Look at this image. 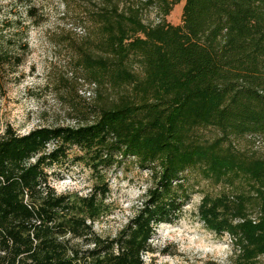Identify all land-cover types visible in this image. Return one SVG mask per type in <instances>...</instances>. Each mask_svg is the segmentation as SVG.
Wrapping results in <instances>:
<instances>
[{
    "label": "trees",
    "instance_id": "1",
    "mask_svg": "<svg viewBox=\"0 0 264 264\" xmlns=\"http://www.w3.org/2000/svg\"><path fill=\"white\" fill-rule=\"evenodd\" d=\"M95 1L76 65L99 87V104L74 127L0 136V264H145L157 226L178 221L191 197L190 173L231 190L198 206L206 228L232 239L229 263L259 264L264 0ZM182 1V24L167 23ZM149 8L156 23L144 22ZM70 154L91 172L88 194L48 183L46 167ZM128 158L150 172V186L119 233L102 237L93 225L109 211L106 172Z\"/></svg>",
    "mask_w": 264,
    "mask_h": 264
},
{
    "label": "rangeland",
    "instance_id": "2",
    "mask_svg": "<svg viewBox=\"0 0 264 264\" xmlns=\"http://www.w3.org/2000/svg\"><path fill=\"white\" fill-rule=\"evenodd\" d=\"M95 0H0V136L7 128L22 136L38 127H74L91 105L99 104V87L77 68V47L92 37L94 25L85 13ZM180 2L166 22L182 24ZM146 24L159 21L154 8L145 10ZM24 44L28 47L26 50ZM19 61V64H17ZM85 111V112H84ZM212 138L216 133L203 131ZM54 144L50 143L49 150ZM264 156V145L255 149ZM48 183L57 193L88 194L91 172L75 162L72 154L61 165L46 167ZM191 197L178 221L157 226L150 240L151 251L142 255L145 264H230L232 239L206 228L198 216L204 195L231 192L224 185L186 174ZM110 189L105 203L109 211L94 223L102 237H115L141 205L150 186V172L133 158L106 172ZM254 209L251 216L256 217ZM264 264V255L259 257Z\"/></svg>",
    "mask_w": 264,
    "mask_h": 264
}]
</instances>
